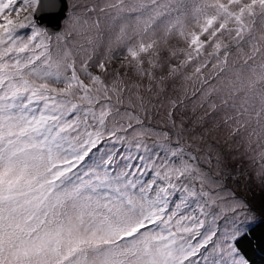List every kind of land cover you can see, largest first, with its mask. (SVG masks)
<instances>
[{"label":"snow or ice","instance_id":"1","mask_svg":"<svg viewBox=\"0 0 264 264\" xmlns=\"http://www.w3.org/2000/svg\"><path fill=\"white\" fill-rule=\"evenodd\" d=\"M0 264H264V0H0Z\"/></svg>","mask_w":264,"mask_h":264}]
</instances>
